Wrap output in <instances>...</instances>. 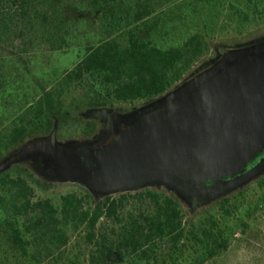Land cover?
<instances>
[{
  "label": "rangeland",
  "instance_id": "obj_1",
  "mask_svg": "<svg viewBox=\"0 0 264 264\" xmlns=\"http://www.w3.org/2000/svg\"><path fill=\"white\" fill-rule=\"evenodd\" d=\"M76 5L79 9H67L62 16V40L55 44L60 48L54 49L51 46L53 42L48 41L49 36L38 27L25 29L23 38H13V49L0 47V137L7 135L15 126L27 123L42 89H58L64 73L78 62L86 48L112 31L106 20L99 15H90V0H76ZM153 5L155 15L152 16L158 21L153 42L157 46H178L192 34L201 35L208 46L206 54L184 75L182 83L211 67L226 50L264 43V0H153ZM114 31L117 35L118 27ZM92 84L91 80H85L82 85L65 91L60 104L63 116L56 120L52 131L40 133L42 130L39 128L31 131V137L20 147L0 158V166L9 155L26 144L48 139L51 135L56 143L63 146L86 143L105 125V120L96 117L95 113H127L150 102L146 99L132 102L103 100L90 91ZM89 115L94 116L96 132L88 137L85 127L91 120ZM4 173L13 178L19 175L25 178L33 189V201L48 199L58 210L61 197L67 194L85 197L86 206L91 207L106 195L113 199L126 196L118 211L121 222L104 217L95 227L97 234L104 231L112 238L129 223L130 216L139 218L141 214L151 212L147 193L161 195L179 204L184 236L178 242L177 252L168 238L155 239L143 250H127L121 262L108 261L106 264H187L193 252L188 232L208 217L227 225L224 237H227L228 247L205 264H264V171L225 196L196 207H191L177 190L162 183H148L134 189L97 195L77 181L44 178L34 162L26 157L0 170V176ZM223 199L228 200V208L223 207ZM247 203L254 204L250 210L245 208ZM4 217L0 210V222ZM85 234L84 227L76 232L68 231L67 246L53 256L43 254L39 256V262L30 260L26 264H102L95 258V247L87 245ZM4 249L0 247V264H16L11 252ZM34 254V248H30L29 256Z\"/></svg>",
  "mask_w": 264,
  "mask_h": 264
},
{
  "label": "trees",
  "instance_id": "obj_2",
  "mask_svg": "<svg viewBox=\"0 0 264 264\" xmlns=\"http://www.w3.org/2000/svg\"><path fill=\"white\" fill-rule=\"evenodd\" d=\"M90 4V15H99L106 20L112 31L86 48L78 62L64 73L58 89H42L31 108L32 117L27 123L15 126L7 135L0 137V158L20 147L31 137V131L38 128L42 130L40 133L52 131L56 120L63 116L61 97L71 87L91 80L90 91L100 99L152 101L182 84L184 75L208 50L204 38L199 34L188 36L178 46H157L153 42L158 26L157 19L152 16L155 15L153 0H90ZM67 9H79L76 0H0V47L13 49V38H23L25 29L38 27L49 36L48 41L53 42L51 46L54 49L60 48L55 44L62 40V16ZM130 15H133L132 19H129ZM116 27L118 34L114 35ZM89 118L91 120L85 127L88 137L96 132L94 116L89 115ZM26 158L34 162L44 178L77 181L97 195L160 183L148 182L120 189L92 188L83 181L63 176L44 153L30 154ZM34 182L39 184L38 181ZM146 198L150 202L151 212L141 214L139 218L130 216L129 223L112 238L104 231L97 234L95 227L104 217L120 223L118 211L126 196L113 199L106 195L91 207L86 206L85 197L67 194L61 197L58 210L48 199L33 201V189L27 185L25 178L20 175L13 178L4 173L0 176V210L5 215L0 222V247L11 252L16 264H26L30 260L39 262V256H53L67 246L68 231L76 232L84 227L86 243L95 247V258L102 264L121 262L127 250H143L155 239L168 238L177 252L178 242L184 236L179 204L155 193H147ZM219 198L191 204L184 197L191 207ZM223 202V207H226L228 200L223 199ZM251 205L254 204L247 203L246 210H250ZM140 218L144 223L140 222ZM227 230V225L224 226L214 217H208L198 227H192L188 232V241L192 244L193 252L187 264H205L225 251L228 247L227 237H224ZM30 248L35 250L32 256H29Z\"/></svg>",
  "mask_w": 264,
  "mask_h": 264
},
{
  "label": "water",
  "instance_id": "obj_3",
  "mask_svg": "<svg viewBox=\"0 0 264 264\" xmlns=\"http://www.w3.org/2000/svg\"><path fill=\"white\" fill-rule=\"evenodd\" d=\"M94 115L105 125L93 140L63 146L51 135L9 155L0 170L44 153L63 176L92 188L160 182L191 204L223 197L264 171V43L226 50L133 111Z\"/></svg>",
  "mask_w": 264,
  "mask_h": 264
},
{
  "label": "flooded vegetation",
  "instance_id": "obj_4",
  "mask_svg": "<svg viewBox=\"0 0 264 264\" xmlns=\"http://www.w3.org/2000/svg\"><path fill=\"white\" fill-rule=\"evenodd\" d=\"M260 158H261V156H260ZM260 158H258L256 161H254V163L253 164H251L250 166H248V168L247 169H249V168H251L252 166H254L257 162H258V160L260 159Z\"/></svg>",
  "mask_w": 264,
  "mask_h": 264
}]
</instances>
